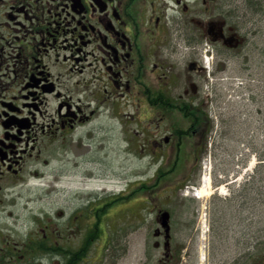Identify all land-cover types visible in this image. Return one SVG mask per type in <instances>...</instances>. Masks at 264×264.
<instances>
[{
  "label": "flooded vegetation",
  "instance_id": "flooded-vegetation-1",
  "mask_svg": "<svg viewBox=\"0 0 264 264\" xmlns=\"http://www.w3.org/2000/svg\"><path fill=\"white\" fill-rule=\"evenodd\" d=\"M263 32L264 0H0V264H74L60 214L51 229L31 213L35 232L12 240L13 190L47 150L101 116L124 118L125 104L135 133L152 131L148 150L173 149V166L193 173L212 126L200 56L226 69Z\"/></svg>",
  "mask_w": 264,
  "mask_h": 264
},
{
  "label": "rangeland",
  "instance_id": "rangeland-1",
  "mask_svg": "<svg viewBox=\"0 0 264 264\" xmlns=\"http://www.w3.org/2000/svg\"><path fill=\"white\" fill-rule=\"evenodd\" d=\"M248 42L251 53L229 52L224 72L249 83L256 100L239 103L227 85L216 88L210 71L205 91L213 100L206 109L216 120L194 173L179 166L169 175L175 151L148 150L145 141L152 131L142 133L143 123L135 133V119L127 116L132 108L125 104L124 118L87 122L71 135L73 143L61 142L44 153L36 165L39 175L15 187L11 204L18 220L10 226L12 240L35 232L31 213L51 229L60 214L62 231L74 232L71 242L77 247L87 226L78 229L77 221L80 216L85 220L91 196L106 190L111 198L126 197L145 185L152 187L104 217L102 238L82 264H141L145 253L159 260L163 239L154 248L153 232L158 211L164 210L170 214L171 252L182 249L177 264H264V32ZM159 173L168 176L157 182ZM208 178L209 196L193 197L192 187L199 190ZM74 216L79 218L68 224Z\"/></svg>",
  "mask_w": 264,
  "mask_h": 264
},
{
  "label": "trees",
  "instance_id": "trees-1",
  "mask_svg": "<svg viewBox=\"0 0 264 264\" xmlns=\"http://www.w3.org/2000/svg\"><path fill=\"white\" fill-rule=\"evenodd\" d=\"M164 176L165 175L163 173H159L157 176V182L161 181ZM150 187L143 185L137 188L134 193L126 197L111 198L110 196H105L102 198H94V201L90 203V209L85 213L87 214L85 215V220L84 217H81L80 220L77 221L78 229L83 227L84 223L87 224V226L80 244L73 253L75 257L74 264H81L89 254V251H91L92 247H94V245L102 238L104 232V229L102 228V221L104 217L109 214V211L117 207L119 204L126 203L131 200L135 193H139L142 189L146 190ZM88 220L90 221L87 222ZM41 243H43V240L40 241V244Z\"/></svg>",
  "mask_w": 264,
  "mask_h": 264
},
{
  "label": "bare ground",
  "instance_id": "bare-ground-1",
  "mask_svg": "<svg viewBox=\"0 0 264 264\" xmlns=\"http://www.w3.org/2000/svg\"><path fill=\"white\" fill-rule=\"evenodd\" d=\"M205 185L203 187H200V189L198 190V193L195 194L196 197L198 198H202V197H206L209 196L210 191H209V186H210V179H205L204 180ZM224 187H220L219 191H223Z\"/></svg>",
  "mask_w": 264,
  "mask_h": 264
},
{
  "label": "water",
  "instance_id": "water-1",
  "mask_svg": "<svg viewBox=\"0 0 264 264\" xmlns=\"http://www.w3.org/2000/svg\"><path fill=\"white\" fill-rule=\"evenodd\" d=\"M161 216H162L161 226L165 229L166 233H168V231H169V225H168L169 215L167 212H164Z\"/></svg>",
  "mask_w": 264,
  "mask_h": 264
}]
</instances>
